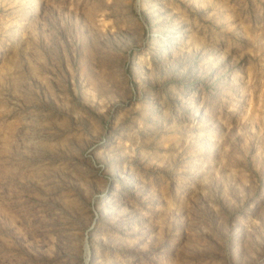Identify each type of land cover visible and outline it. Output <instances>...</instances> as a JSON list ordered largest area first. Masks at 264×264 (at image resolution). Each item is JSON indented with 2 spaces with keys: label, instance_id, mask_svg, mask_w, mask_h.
<instances>
[{
  "label": "rangeland",
  "instance_id": "1",
  "mask_svg": "<svg viewBox=\"0 0 264 264\" xmlns=\"http://www.w3.org/2000/svg\"><path fill=\"white\" fill-rule=\"evenodd\" d=\"M0 264H264V0H0Z\"/></svg>",
  "mask_w": 264,
  "mask_h": 264
}]
</instances>
